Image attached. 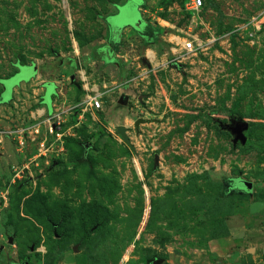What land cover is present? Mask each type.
<instances>
[{"label":"rangeland","instance_id":"374dc122","mask_svg":"<svg viewBox=\"0 0 264 264\" xmlns=\"http://www.w3.org/2000/svg\"><path fill=\"white\" fill-rule=\"evenodd\" d=\"M155 259L264 263V0H0V264Z\"/></svg>","mask_w":264,"mask_h":264},{"label":"water","instance_id":"95a60500","mask_svg":"<svg viewBox=\"0 0 264 264\" xmlns=\"http://www.w3.org/2000/svg\"><path fill=\"white\" fill-rule=\"evenodd\" d=\"M123 11H119L117 12V14H121ZM123 14V13H122ZM121 14V15H122ZM140 19L138 20L137 24L134 25L133 27H137L138 26V23H139ZM246 127V124L245 123H241V122H236L232 127H230V130L234 133V137L235 139H239L241 142H244L245 141V136L242 134V130ZM118 132L121 134L122 138L124 140H127L126 138V135H125V132H124V127L123 126H118L117 128ZM234 181V184L233 186L235 188H239V189H243L245 191H249L250 188H251V182H248L246 180H239V179H236V180H233ZM159 262H161L160 259H155L153 260L150 264H158Z\"/></svg>","mask_w":264,"mask_h":264},{"label":"built area","instance_id":"2783aa9c","mask_svg":"<svg viewBox=\"0 0 264 264\" xmlns=\"http://www.w3.org/2000/svg\"><path fill=\"white\" fill-rule=\"evenodd\" d=\"M201 3V0H191V8H197ZM194 49V43L192 39H188L185 43H183V50L185 52L191 51ZM90 105L94 108H99L101 102L95 97H91L89 101Z\"/></svg>","mask_w":264,"mask_h":264},{"label":"flooded vegetation","instance_id":"af4514ba","mask_svg":"<svg viewBox=\"0 0 264 264\" xmlns=\"http://www.w3.org/2000/svg\"><path fill=\"white\" fill-rule=\"evenodd\" d=\"M139 23H140V21H139ZM133 28H135V27H133ZM137 30V29H136Z\"/></svg>","mask_w":264,"mask_h":264},{"label":"crops","instance_id":"0c3cea01","mask_svg":"<svg viewBox=\"0 0 264 264\" xmlns=\"http://www.w3.org/2000/svg\"><path fill=\"white\" fill-rule=\"evenodd\" d=\"M262 264H264V263H262Z\"/></svg>","mask_w":264,"mask_h":264},{"label":"trees","instance_id":"16d2710c","mask_svg":"<svg viewBox=\"0 0 264 264\" xmlns=\"http://www.w3.org/2000/svg\"><path fill=\"white\" fill-rule=\"evenodd\" d=\"M21 66V65H20Z\"/></svg>","mask_w":264,"mask_h":264}]
</instances>
